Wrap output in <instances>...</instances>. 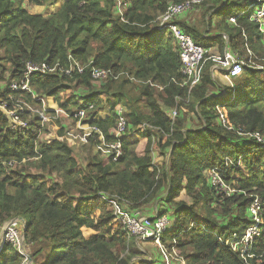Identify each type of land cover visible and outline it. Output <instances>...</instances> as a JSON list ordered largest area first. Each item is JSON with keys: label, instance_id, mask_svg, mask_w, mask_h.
<instances>
[{"label": "trees", "instance_id": "1", "mask_svg": "<svg viewBox=\"0 0 264 264\" xmlns=\"http://www.w3.org/2000/svg\"><path fill=\"white\" fill-rule=\"evenodd\" d=\"M28 1L50 5L55 0ZM128 1L122 21L114 13L113 0H64L49 17L29 14L13 0H0V49L12 65L16 82L23 80L28 62L55 65L54 73H30V91L0 87V102L7 101L10 108L12 95L41 108L40 99L51 97L67 113L84 109L92 115L87 124L97 128L102 138L91 131L81 144H93L100 151L103 146L107 152L104 157L92 155L80 165L57 121L51 122L52 140L41 142L45 129L38 115L19 130L11 127L0 109V227L10 218L24 221L25 241L38 243L30 255L33 264H132V257L138 256L132 251L135 242L100 197L104 193L118 200L124 210L137 209L150 218L166 216L172 207V222L161 233V241L174 242L186 264H264V143L249 135L258 133L264 138V32L256 19L264 0H201L206 5L205 26L213 29L211 37L175 21L204 48L207 59L214 47L220 55L225 48L252 52L242 72L231 78L232 85L223 79L222 70L209 64L190 90L180 85L183 76L174 38L156 27V19L171 3L184 0ZM70 57L85 65L83 73L65 75ZM251 60L261 67L249 65ZM93 67L128 76L110 75L100 87L103 101L93 91ZM137 80L144 83L141 97L146 113L140 111L138 101L123 100L126 96L119 87ZM116 82L120 83L113 88ZM156 87L162 88L158 97ZM77 98H81L80 105ZM120 102L128 104L129 111L124 112L126 127L117 136ZM104 103L108 116L97 117ZM70 106L76 109L71 111ZM216 106L230 129L221 124ZM173 108L177 109L174 118ZM28 115L27 110L19 112L22 119ZM195 122L198 125H190ZM144 123L157 127L155 133L144 131ZM140 138L144 148L134 153ZM116 142L119 147L111 149L109 145ZM151 142L157 146L160 161L156 153L153 159ZM29 160H35L40 171L57 173L61 180L49 184L41 174L6 170L8 163ZM211 169L235 191L227 195L213 186ZM164 191L167 195L161 199ZM252 196L261 200L262 224L244 251H233L224 242L238 240L232 235L236 232L240 237L250 225L247 208ZM38 255L44 257L36 262ZM22 261V255L5 243L0 264ZM137 264L150 262L140 259Z\"/></svg>", "mask_w": 264, "mask_h": 264}, {"label": "built area", "instance_id": "2", "mask_svg": "<svg viewBox=\"0 0 264 264\" xmlns=\"http://www.w3.org/2000/svg\"><path fill=\"white\" fill-rule=\"evenodd\" d=\"M201 0H184L179 3H171L166 11L158 18V25L156 26L158 29L165 30L171 33L172 37L174 38L175 45L178 50L179 60H180V73L183 76V82L180 84L181 86L187 85L188 90L192 88L195 84H197L202 75V68L204 65L205 60V51L204 48L198 44H196L192 37L184 32L176 23L175 18L183 13L191 9L195 4H198ZM114 2V13L119 16L122 21H125L123 18L125 11L129 8L130 3L128 0H113ZM256 19H260L261 21V31L264 32V8H261L256 12ZM230 21L233 22L234 19L230 18ZM226 39V36H223ZM208 59L213 62V67L216 69H220L223 72V77L232 85L231 78L239 75L242 70L243 66L245 65L244 60L238 55V53H234L231 51H227L224 49L223 55L220 54H211ZM69 65L63 71L65 75H70L72 72L76 71L78 73H83L85 65L81 64L75 58H69ZM261 66H257L260 68ZM40 72V73H54L55 72V65H48L45 63H31L28 62L26 64V72L24 73V78L20 82H13L11 84L12 90H27L30 91L28 82H29V75L32 72ZM126 75V72H120L116 75L113 74L111 69L105 68H97L93 67L90 71L91 79L95 82H104L110 75H113L117 78L119 75ZM130 80H133L132 77H128ZM161 88V87H159ZM40 101L42 102V111L38 113V117L40 118L41 122H45L49 120V113L50 109L48 110L44 106V101L41 98ZM88 108H92V105H89ZM219 112V119L221 124L230 129L231 127L226 126L225 118L223 113L220 111L219 106H216ZM0 109L6 114V116L11 119L13 122L18 120L20 123V127L25 126L21 125V121L19 119V112L17 109L8 108L6 104L1 103ZM48 110V111H47ZM55 113L63 112L62 109L57 107L53 108ZM84 109L75 110L69 116L81 121L85 115ZM117 114L119 115L117 121V129L116 135L118 136L122 133L126 127L127 120L124 116L123 108L120 106L117 109ZM177 115V109L173 108L171 110V117L174 118ZM47 119V120H46ZM45 120V121H44ZM87 128L89 133L91 131H95L99 133V137L102 138L101 132L88 124L83 125ZM15 128L14 125L11 126ZM157 127L144 123L142 129L145 131H149L152 129H156ZM254 136L257 141L264 143V138L258 133L249 134ZM109 147L111 149H117L119 147V142L110 144ZM153 156V151H151ZM154 159V156H153ZM210 176V182L213 186H218L221 188L227 195L234 192L235 189H231V186L223 184L220 177L218 176L215 170H209L208 172ZM100 197L105 200L111 207L112 213L116 218L117 222L122 226L126 236L128 238H132L134 242H139L141 240H153L160 249L161 255L165 260L166 264H173L174 261L185 264V260L180 258L175 250V243L173 242L171 248L174 246V250L169 249V246H165L164 243L161 242V233L166 230L169 220L166 216H157L150 218L145 214H142L140 210H134L132 212H128L124 210L118 200L108 197L106 194L102 193ZM248 214L250 216V225L246 228L245 232L242 237L244 236V244L242 247L239 244L235 245L234 247H230L233 251H237L241 249L244 251L246 246L252 241V235L257 233L259 226L262 224V203L260 198L257 196H252V200L248 206ZM22 220V219H21ZM20 218H10L5 221L2 226L0 227V252L4 246V244H10L13 248L17 250L23 257V261L21 264H31V257L29 253L25 250V238H24V221L22 222ZM20 226V230H19ZM234 235V234H233ZM226 242V241H225ZM224 242V245H227ZM228 246V245H227ZM237 246V247H236ZM177 256V257H176ZM242 256V255H241ZM164 264V262H163Z\"/></svg>", "mask_w": 264, "mask_h": 264}, {"label": "rangeland", "instance_id": "3", "mask_svg": "<svg viewBox=\"0 0 264 264\" xmlns=\"http://www.w3.org/2000/svg\"><path fill=\"white\" fill-rule=\"evenodd\" d=\"M13 1H14L15 5L20 3L21 6H23L24 8L27 9L29 14L41 15L43 17H49V16L55 14L59 10V8H60V6L64 0H55L50 5H33V4H30L28 0H13ZM169 2H172V1L169 0ZM198 7L200 9H202V7H203L206 10V5H204L202 3L199 4L198 6L194 5L192 7V9L193 8L197 9ZM201 17H202V20L204 21L205 14L202 13ZM175 21H176V18H175ZM211 30H213V29H211ZM165 31H166L165 33L169 32L168 29H165ZM237 53L243 60H245L246 57H249V56L252 57L251 56L252 52L250 50L249 51L247 50V53H244V54H241L238 51H237ZM206 56L207 57L210 56V53H207ZM248 63H249V65L258 64L252 60ZM209 64H212L210 66L212 69H216L213 67V63H211L209 61V59H206L204 62L202 70H204V68ZM256 66H259V65H256ZM220 76H221V74H220ZM13 78H14V76L12 74V65L10 64V62H8L6 60L4 50L0 49V87H4L5 85H7V86L9 85V90H12L11 84L16 81L15 78L14 79ZM223 79L226 80L224 77H223ZM119 83L120 82L114 83L113 88H116L117 85H119ZM104 85H105V82H102V81L98 82V83H92L93 91L94 90L97 91L100 95V99H102L103 101L105 99V95H104V93H100L101 92L100 87L103 89ZM143 85H144V83L142 81L137 80L136 82H127L123 86H119V87H120L121 92H123L126 96V98H124L123 100H127L128 101L127 103H130V101H138L140 111L143 113H146L148 111V109H146L145 104H144L145 103L144 99L141 97V89H142ZM154 92H155V96L158 97V95L162 93V88L156 87V89H154ZM69 94H70V91H69ZM88 95H89V91L86 94V96H88ZM86 96H84V97H86ZM9 97H10V101H11V107L10 108L17 109L18 111H21V112H26V110L29 112V115L27 117H25L24 119L20 118V116H19V119L21 121V125L26 124L23 127L19 126L20 123H18V120H15L13 122L11 119L8 118L9 122H11V126L12 125H14V127L16 126L15 129L20 130L21 128H26L27 125L29 124V118L31 119V117L34 114L38 115V113L42 111V109H41L43 106L42 102H41V108H40L39 106H35V105H33V103L28 102V100H24L20 97L13 98L14 96H12V95H10ZM33 97H35V94H33ZM42 99L44 101V106L48 110L50 109V111H53V112H52V114H49V120L48 121H45V120H44L45 122H41V120L39 121V122H41L40 124L43 125V129H45V131H42L40 133V141L41 142L46 141V140H48V141L52 140V138L54 137V131H53V128L51 126V122L57 121L58 126L63 127L62 130L65 134V137H66L67 141H69V143L72 145V148L74 151L73 152L74 156L76 157V159L80 165L88 163V161L90 160L92 155L97 154L98 157H104L107 154L106 150L103 149L104 148L103 146H101L102 150L100 151L93 144L92 145H90L89 143L88 144L85 143V145L81 144V142H86L88 140L89 131L83 125L87 124L90 121L92 115L90 116V115H88V113L86 111H84L85 115H84L83 119L81 121H78V120L74 121L73 120L74 118L69 116L70 113H67L65 111L55 113L54 110H52L53 108L57 107V104L54 102V100L51 97H44ZM78 99H81V98L75 99L76 101H78V104L80 105V100H78ZM1 101H3V102H0V104L1 103L7 104V101H4V100H1ZM159 102L162 103L160 101V99H159ZM120 104L122 105L123 111L125 113H127L129 111L128 104H127V106L123 102H120ZM103 105H104L103 108H100L99 110H97V113H96L97 117H100V116H103L104 118L107 117L106 114H108L109 109L106 106V103H104ZM69 108L71 109V111L76 109L75 106L74 107L70 106ZM37 111H38V113H37ZM86 114H87V117H86L87 122L84 121V119H86L85 118ZM53 125H55V123H53ZM190 125H192V126L198 125V122L191 123ZM155 131H156V129H152L150 131V133L151 134L155 133ZM258 135H260V134H258ZM151 140L155 142V140L153 138H151ZM143 142H144V140H143ZM143 142H142V139L140 138L138 141V144H136L133 147L134 153H136V152L139 153L144 148ZM153 144L154 143L151 142V147H150L151 151H154L153 156H155V153H156L157 158L160 161L161 159L158 156L157 146L155 144L154 145ZM117 153H119V152H117ZM34 161L35 160L21 161L20 163H17V164H15V162L8 163L9 168H7L6 170L10 171V170L14 169L16 171H22L24 174H27V175L41 174L46 178V180L49 182V184L54 182V181H60L61 180L59 175L55 172H52L51 174H47L43 171L38 170L34 165ZM230 188L233 189V187H230ZM166 195H167V192L164 191L161 195V199H164V197ZM158 207H159V204H158ZM168 207H170V206H168ZM154 208L155 207L151 206L150 211H154ZM170 209H172V210L165 212V214H166L169 222L171 223L172 222L171 220L173 218V216H172L173 208L171 207ZM219 214H220V212H219ZM7 220H5V221H7ZM20 220H21V218H20ZM170 223L167 226V230H169ZM19 230H20V226H19ZM245 230L242 233H240V237H239V234H237L236 232L234 233V235H232V238L236 236L238 238V240H230L231 238L227 239L225 243L228 245V247L232 246L235 248L236 244H239V245L241 244L240 246L242 247V244H244V239H245L244 236L242 237V235L244 233H246ZM258 230H259V228H258ZM253 235H252V237H253ZM170 244L171 243H166V244L164 243V245L167 247ZM24 246H25V250L27 251V253H29V255H31V254L36 252V249L38 248V243L29 244L25 241ZM169 249L174 250V246L172 248H169ZM175 250H176L177 255L180 258H182L181 256L183 253L181 254V252L178 251L176 247H175ZM132 251L134 252V256L138 255L136 257H132V260H131L132 264H137V261H140V259H142L143 261L150 262V264L151 263L152 264H163V262H164V264H166L165 260L163 259V256L161 255L159 247L157 246V244L154 241H149V240L143 241V240H141L139 242H135V245L132 246ZM187 251L192 252L193 250L191 248H187ZM43 257H40L38 255L35 258L36 262L42 261ZM176 263H179V262L174 261V264H176ZM31 264H33L32 259H31ZM179 264H182V263H179ZM185 264H186V262H185Z\"/></svg>", "mask_w": 264, "mask_h": 264}, {"label": "crops", "instance_id": "4", "mask_svg": "<svg viewBox=\"0 0 264 264\" xmlns=\"http://www.w3.org/2000/svg\"><path fill=\"white\" fill-rule=\"evenodd\" d=\"M194 8L193 9L191 8L188 11L179 14L176 17V20L178 22L184 23L185 25L194 26L199 32L204 33L206 37H211V35L213 34V30L206 28L205 22H204L205 18L203 21L201 17L202 13L205 12V8L203 7L202 9H200L199 7L197 9H194ZM212 53L219 54L216 47L213 48ZM106 115L108 116V114ZM100 118H104V117L100 116Z\"/></svg>", "mask_w": 264, "mask_h": 264}]
</instances>
